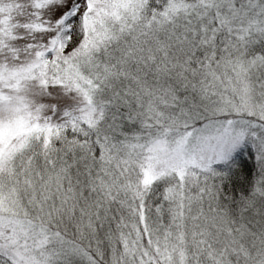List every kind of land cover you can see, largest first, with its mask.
<instances>
[{"label":"snow or ice","instance_id":"snow-or-ice-1","mask_svg":"<svg viewBox=\"0 0 264 264\" xmlns=\"http://www.w3.org/2000/svg\"><path fill=\"white\" fill-rule=\"evenodd\" d=\"M0 264H264V0H0Z\"/></svg>","mask_w":264,"mask_h":264}]
</instances>
